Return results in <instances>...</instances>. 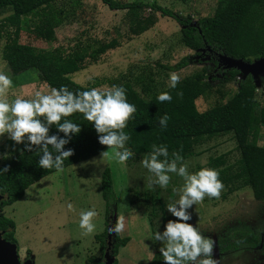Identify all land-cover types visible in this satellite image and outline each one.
Returning <instances> with one entry per match:
<instances>
[{
	"label": "rangeland",
	"instance_id": "1",
	"mask_svg": "<svg viewBox=\"0 0 264 264\" xmlns=\"http://www.w3.org/2000/svg\"><path fill=\"white\" fill-rule=\"evenodd\" d=\"M118 1H157L175 13L191 16L194 23L212 17L218 5V0H191L186 4L180 0ZM56 6L64 10L65 18L55 29L54 41L47 42L35 35L33 23L37 18L32 17L29 18L30 24L21 33L20 43L48 53L57 49L66 55L78 50L84 51L89 56L85 68L70 76L84 87L103 90L112 85L130 82L143 98L149 100L154 94L170 88L169 75L173 72L164 67L174 66L187 56L199 60L203 56L202 53L196 56L195 51L182 43L181 27L171 18H163L158 14V23L151 30L132 37L128 30L126 11H111L102 0H64ZM149 12L151 10L146 11L147 14ZM11 14V9L0 12V22ZM113 40L119 42V47L100 56L97 61L90 57L101 46ZM5 44L4 36L0 39V72L9 75L13 81L4 93L9 102L17 96L30 99L35 97L36 92L49 93L51 88L40 79L37 70L31 69L18 76L11 73L3 60ZM208 57L210 56L203 58V64L194 62L175 73L180 81L202 72L204 67L209 68L207 79L213 89L197 100L200 112L226 104L238 91L239 78L229 83L211 82L214 64L213 58ZM260 79L262 86L256 92L258 113L264 110V76ZM9 140L11 139L7 133L0 135V166L11 157ZM249 140L252 142L253 137ZM263 141L264 124L257 137L260 146ZM240 158L234 134L227 133L203 139L195 146L193 156L183 161L189 172L201 168L218 170L224 185L219 197L205 195L202 201L192 206L191 222L203 235L213 238L224 236L230 229L238 227H247L264 234V202L256 201L251 188L242 177H238ZM130 159L131 165H127L125 161L123 169L120 167L121 163L110 161L107 157L101 158V155L78 163L42 179L27 190L22 200L5 207V215L13 220L15 218L21 227L18 242L21 262L26 260L28 251L32 253L34 264H93L90 262L91 257H102L95 236L103 233L106 228V204L101 189L102 174L106 168H111L112 171L120 214L127 213L130 198L149 213L154 232H163L168 220L177 219L168 212L166 204L179 198L183 179L170 173L168 186H150L149 178L154 177L143 167L142 160L133 156ZM68 204L72 205L71 209L67 207ZM90 208L97 212V216L93 218L96 228L91 233L79 226L80 213ZM123 225L127 231L132 228L127 221ZM135 229L140 237H136L137 241L123 255L130 257L132 263H145L150 258L152 247L144 240L142 243L138 242L145 239V236L142 237L145 229L140 226ZM94 240L96 247L93 248L91 245ZM156 243L159 251L162 242ZM20 247L25 251L20 253ZM222 264H264V251H241Z\"/></svg>",
	"mask_w": 264,
	"mask_h": 264
},
{
	"label": "trees",
	"instance_id": "2",
	"mask_svg": "<svg viewBox=\"0 0 264 264\" xmlns=\"http://www.w3.org/2000/svg\"><path fill=\"white\" fill-rule=\"evenodd\" d=\"M61 1L64 0H0V12L12 10V14L0 22V39L6 37L3 60L14 76L35 69L39 72L40 79L50 88L66 85L73 92L87 90L90 88L76 83L70 77L85 68L89 56L84 51L78 50L66 55L57 49L53 53H48L20 43L21 33L30 24L29 18L32 17L37 18L33 23L35 35L47 42L54 41L55 29L65 18L64 10L56 6ZM189 1L191 0H180L183 4ZM102 2L111 11H126L128 30L132 37L151 30L158 23V14L160 17L174 20L181 27L182 43L186 47L195 51L196 56L201 55L199 50L204 49L206 54L213 58L212 62L215 65L211 80L213 83H229L241 76L238 70L218 68L219 55L249 63L264 58V0H218L215 14L196 23L191 16L175 13L157 1L126 3L102 0ZM147 10L151 12L147 14ZM117 47L119 42L113 40L101 46L96 54L90 57L97 61L100 56ZM194 62L203 64L204 61L187 56L174 66L164 68L176 73ZM208 72L209 68L204 67L202 72L180 80L175 88L163 90L162 92H169L172 96L170 101L163 102L157 99L162 92L154 94L148 100L136 91L132 83L125 82L122 86L126 89L127 98L136 105L124 129L129 133L126 146L134 153L133 157L143 160L152 151L153 144H166L169 158H173V152H178L182 157L180 162H183L193 156L195 146L203 139L233 133L241 154L238 177L245 180L256 201L264 202V141L262 146L257 144L260 127L264 124V110L258 113L254 79L248 76L246 80H239L238 91L229 102L200 112L196 105L197 100L213 89L207 79ZM165 114L169 116V120L167 127L161 129L158 119ZM68 119L80 124L81 131L72 134L69 143L65 145V149H72L73 154L65 159L63 169L97 157L102 151L107 150L106 145L99 143L98 133L91 122L85 120L81 113H73ZM49 134L64 135L55 125L50 127ZM250 137H253L252 142L249 140ZM26 143L9 140L11 157L0 166V170L7 168L6 172L0 173V195L5 197L0 203V232L4 234L3 238L6 241L17 245L16 224L4 215L3 209L22 199L29 187L57 172L55 169L41 168L38 161L42 153L38 146H33L29 150L25 147ZM131 163V159L128 158L126 164ZM101 180L102 198L106 204V228L103 233L95 236L102 257H91L90 262L93 264H104L108 228L115 225L114 217L118 208L111 168L104 170ZM129 203L131 208L140 209L133 199H130ZM188 211L191 214L192 207ZM130 241V238H123L120 233L114 232L111 250L113 264H119L117 257L120 249L126 247ZM218 246L222 253L243 248H264V236L247 228H238L219 239ZM27 258H33L30 251L27 252ZM150 264H166L160 251H157Z\"/></svg>",
	"mask_w": 264,
	"mask_h": 264
},
{
	"label": "clouds",
	"instance_id": "3",
	"mask_svg": "<svg viewBox=\"0 0 264 264\" xmlns=\"http://www.w3.org/2000/svg\"><path fill=\"white\" fill-rule=\"evenodd\" d=\"M169 87L175 88L179 77L175 73L169 75ZM13 81L9 75L0 72V135L8 134L16 143H24L29 150L38 146L42 153L38 164L44 169H55L60 172L64 161L73 154L72 149H65L72 134L81 131L80 124L68 119L73 113H81L83 118L91 122L98 133L99 143L107 146L101 152V158L107 157L123 164L134 153L126 146L129 133L125 131L126 124L136 109L134 102L128 100L126 89L122 85H112L107 89L90 88L87 90L70 91L66 85L52 87L50 92H36L34 98L15 97L11 102L4 93L11 87ZM157 99L161 102L170 101L169 92H162ZM167 114L158 119L161 129L167 127ZM55 127L64 135L49 134L50 127ZM258 146L259 143H258ZM111 150V152L108 151ZM166 144H153L152 151L141 161L144 168L152 174L149 185L168 186L170 173L181 177L184 181L179 198L166 204L171 215L177 219L168 220L163 232L153 233V241H161L159 249L166 264H215L212 258L213 242L203 235L197 226L188 221L191 214L188 209L208 197H219L224 185L219 178L218 170L201 168L189 172L178 152L172 153ZM178 162L179 166H178ZM7 168L0 170V173ZM175 191V189H174ZM67 207L71 209L72 205ZM97 216L94 209L80 213L79 226L86 232L96 228L93 218ZM123 228L121 220L117 219L109 231L119 233Z\"/></svg>",
	"mask_w": 264,
	"mask_h": 264
},
{
	"label": "water",
	"instance_id": "4",
	"mask_svg": "<svg viewBox=\"0 0 264 264\" xmlns=\"http://www.w3.org/2000/svg\"><path fill=\"white\" fill-rule=\"evenodd\" d=\"M192 26H196V24H192ZM203 55L206 54V50H199ZM210 59V57H208ZM218 68H222L224 70H238L241 74L239 80H246L248 76H252L256 85V88H261V76H264V58L259 60H255L251 63L245 62L244 60H237L225 55L218 56ZM4 196L0 195V203L4 200ZM117 217L115 216L114 219ZM110 228V227H109ZM108 228V241H107V249L104 255V264H113L114 257L111 253L112 245H113V235L114 232L109 231ZM3 233L0 232V264H34L33 258L25 260L23 263L21 262L19 256V247L17 244H13L9 241H6L3 238Z\"/></svg>",
	"mask_w": 264,
	"mask_h": 264
},
{
	"label": "crops",
	"instance_id": "5",
	"mask_svg": "<svg viewBox=\"0 0 264 264\" xmlns=\"http://www.w3.org/2000/svg\"><path fill=\"white\" fill-rule=\"evenodd\" d=\"M120 167L123 169V166H122V164L120 165ZM40 182V181H39ZM37 184V183H36ZM35 185V184H34ZM33 186V185H32ZM31 186V187H32ZM30 188V187H29ZM28 190V189H27ZM27 192V191H26ZM25 195H26V193H25ZM25 197V196H24ZM23 197V198H24ZM22 198V199H23ZM22 199H20V200H22ZM118 199V198H117ZM129 200H130V198H129ZM18 202V201H17ZM15 204V203H14ZM118 207H119V203H118ZM118 209V208H117ZM4 210V209H3ZM3 213H4V211H3ZM4 215H5V213H4ZM6 216V215H5ZM7 217V216H6ZM116 219H118V217H119V219L121 220V222L124 224V222H129L130 224H131V226H132V228H130L128 231L124 228V225H123V228H122V230L119 232L120 233V235H121V237H123V238H125V237H128V238H130V242L128 243V245L126 246V247H124V248H121L120 249V252H119V255H118V257H117V260H118V263L119 264H137V263H132V261H131V259H130V257H128V256H126V255H123V252H125L126 251V249L128 248V247H130V245L134 242V241H137V239H136V237H140L139 235H138V233L136 232V226H140L141 228H144L145 229V233H144V235L142 236V237H144L145 236V239H141V240H139L138 242H140V243H142V242H146V244H148L149 246H151L152 247V253L150 254V258L145 262V263H139V264H150L151 262H152V260H153V258H154V256H155V254L157 253V243H156V241H153V239H152V237H153V223H152V221H151V218H150V216H149V214L148 213H146V211H144L143 209H133V208H131V206H130V203H129V206H128V211H127V213L125 214V215H122V214H120V212H119V209H118V211H117V213H116ZM11 219V218H10ZM13 220V219H12ZM14 220H16L15 218H14ZM13 220V221H14ZM117 221V220H116ZM15 222V221H14ZM15 224H16V234H15V237H16V239H17V241L19 242V235H20V233H21V227L18 225V223H17V220H16V222H15ZM101 234V233H100ZM133 235V236H132ZM134 235H136V236H134ZM144 240V241H143ZM91 247H96V243H95V240H94V242L92 243V245H91ZM21 251L22 252H24L25 251V249H22L21 247H20V253H21ZM94 251H96V250H94ZM22 255V254H21ZM126 257L128 258V259H126ZM34 259V258H33ZM77 259L78 260H80V257L79 256H77ZM34 261V260H33Z\"/></svg>",
	"mask_w": 264,
	"mask_h": 264
},
{
	"label": "flooded vegetation",
	"instance_id": "6",
	"mask_svg": "<svg viewBox=\"0 0 264 264\" xmlns=\"http://www.w3.org/2000/svg\"><path fill=\"white\" fill-rule=\"evenodd\" d=\"M207 54L203 55L201 59L203 58H206ZM215 67V65H214ZM212 80V78H211ZM188 223H191V219L188 221ZM238 228H247V227H238ZM238 228H233V229H230L224 236H215V238H213L212 236H207L205 235L206 237L210 238L213 242V251H212V258L214 259L215 261V264H222L223 261H229L230 260V257L234 254H237L241 251H255V250H262L264 251V248L262 247H258V248H243V249H239V250H236V251H232V252H229V253H222V251L220 250L219 248V239L221 238H224L231 230H234V229H238ZM247 229H250V228H247ZM251 230V229H250ZM253 233H259L261 234L262 236H264L263 233L261 232H257V231H253L251 230ZM28 258L26 257V260Z\"/></svg>",
	"mask_w": 264,
	"mask_h": 264
}]
</instances>
